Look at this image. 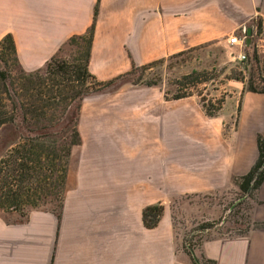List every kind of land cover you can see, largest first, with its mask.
Masks as SVG:
<instances>
[{
    "label": "crops",
    "instance_id": "1",
    "mask_svg": "<svg viewBox=\"0 0 264 264\" xmlns=\"http://www.w3.org/2000/svg\"><path fill=\"white\" fill-rule=\"evenodd\" d=\"M254 18L264 0H0V40L11 34L26 71L45 66L73 35L92 27L87 68L98 81L221 41ZM220 109L158 84L83 97L64 200L57 212L0 213V264H191L175 240L174 195L221 191L246 174L264 137V92L227 77ZM252 226L204 239L212 264H264V179L251 198ZM162 204L157 225L142 212Z\"/></svg>",
    "mask_w": 264,
    "mask_h": 264
},
{
    "label": "trees",
    "instance_id": "2",
    "mask_svg": "<svg viewBox=\"0 0 264 264\" xmlns=\"http://www.w3.org/2000/svg\"><path fill=\"white\" fill-rule=\"evenodd\" d=\"M85 36L83 63L73 65V72L76 74L74 79L72 65L59 60L57 55H53L42 68L24 70L19 64L12 35L6 34L0 40V128L18 121V125L24 130L0 157L2 211H17L25 216L30 208L46 209L42 206L59 201L58 210H51L59 215L64 200L71 150L80 142L77 130L80 102L77 113L70 117L71 106L82 100L88 90L93 88L88 85V80L95 83L96 90L116 80L98 81L89 72L87 62L92 27L68 40L83 39ZM206 73L204 70H192L183 79L206 82L211 78ZM230 77L245 80L241 74ZM245 82L247 90L264 92V85L258 86L252 77ZM150 84L152 83H147ZM183 96L187 95L175 98ZM223 100L224 97L221 96L216 105L211 104L212 100H208L207 105L202 102L206 113L215 114ZM63 121L66 123L56 129ZM257 147L258 156L250 170L235 179L239 189L249 194H253L264 179V137H257ZM162 212V204L146 206L142 212L144 225L149 228L157 225ZM188 250L191 258L196 261L193 250Z\"/></svg>",
    "mask_w": 264,
    "mask_h": 264
},
{
    "label": "rangeland",
    "instance_id": "3",
    "mask_svg": "<svg viewBox=\"0 0 264 264\" xmlns=\"http://www.w3.org/2000/svg\"><path fill=\"white\" fill-rule=\"evenodd\" d=\"M244 29V33L242 27L234 30L221 41L191 48L149 65L137 67L99 90L94 88L95 83L92 80H88V85L93 88H90L85 96L124 85L138 87L147 85V83H155L174 97L196 95L201 103L204 102L207 105L208 100H212L211 104L216 105L221 96L225 97L226 92L221 88V83L227 77L241 74L245 80L252 77L254 83L262 86L264 85V26L260 18H254ZM232 34L238 35L241 39L245 34L243 48L246 59L243 61L235 57L238 47H232L228 43V38ZM85 39L86 36L74 41L67 40L57 54L59 60H65L72 65L71 72L75 70L73 65L83 63ZM192 70L207 71L206 75L211 78L206 82L183 79V76ZM75 76L73 72L72 78L74 79ZM79 102L81 100L74 102L71 106L70 117L77 113ZM65 123L66 121L61 122L56 129ZM23 132L18 121L5 124L0 128V157ZM253 195L254 193L241 191L235 183L217 192L173 196L169 207L175 240L179 247L188 254L190 253L189 248L193 250L196 261L191 258V264H210L198 255V248L204 239L217 235L233 236L245 232L252 226L250 208ZM42 207L48 210H58L59 201L47 203ZM5 212L0 209V213Z\"/></svg>",
    "mask_w": 264,
    "mask_h": 264
},
{
    "label": "built area",
    "instance_id": "4",
    "mask_svg": "<svg viewBox=\"0 0 264 264\" xmlns=\"http://www.w3.org/2000/svg\"><path fill=\"white\" fill-rule=\"evenodd\" d=\"M245 29L243 28V33H244ZM245 38V34L243 35V39ZM243 39H241L238 35L236 34H232L229 38H228V43L230 46L232 47H238V52L235 54V57L240 60L243 61L246 59V53L244 51L243 48Z\"/></svg>",
    "mask_w": 264,
    "mask_h": 264
},
{
    "label": "water",
    "instance_id": "5",
    "mask_svg": "<svg viewBox=\"0 0 264 264\" xmlns=\"http://www.w3.org/2000/svg\"><path fill=\"white\" fill-rule=\"evenodd\" d=\"M249 32V31H248Z\"/></svg>",
    "mask_w": 264,
    "mask_h": 264
}]
</instances>
